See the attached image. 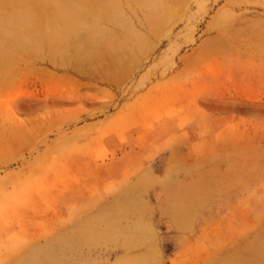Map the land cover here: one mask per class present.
<instances>
[{
	"label": "rangeland",
	"instance_id": "374dc122",
	"mask_svg": "<svg viewBox=\"0 0 264 264\" xmlns=\"http://www.w3.org/2000/svg\"><path fill=\"white\" fill-rule=\"evenodd\" d=\"M0 85V264H264V0H0Z\"/></svg>",
	"mask_w": 264,
	"mask_h": 264
},
{
	"label": "bare ground",
	"instance_id": "6f19581e",
	"mask_svg": "<svg viewBox=\"0 0 264 264\" xmlns=\"http://www.w3.org/2000/svg\"><path fill=\"white\" fill-rule=\"evenodd\" d=\"M12 64H13V63H12ZM12 64H11V65H12ZM12 67H13V66H12ZM13 69H14V68H13ZM7 86H8V85H7ZM1 87H2V85H0V90H1Z\"/></svg>",
	"mask_w": 264,
	"mask_h": 264
}]
</instances>
